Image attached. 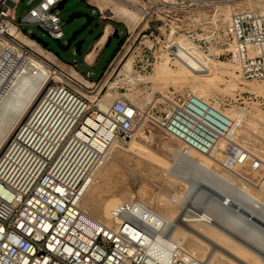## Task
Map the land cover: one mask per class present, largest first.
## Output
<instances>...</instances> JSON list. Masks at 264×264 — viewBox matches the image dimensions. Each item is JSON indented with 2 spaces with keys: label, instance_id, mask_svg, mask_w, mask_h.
<instances>
[{
  "label": "built area",
  "instance_id": "2783aa9c",
  "mask_svg": "<svg viewBox=\"0 0 264 264\" xmlns=\"http://www.w3.org/2000/svg\"><path fill=\"white\" fill-rule=\"evenodd\" d=\"M19 1L0 0V37L7 36L21 48L18 55L9 46H0L4 86L11 72L25 63L24 56L33 53L10 33L11 24L19 29L24 23L37 24L55 39L64 35L58 9L61 0L35 4L29 0L30 7L17 20ZM163 1L166 9L173 10L185 0ZM93 6L94 12L101 11L97 4ZM143 30V36L153 33L140 29L138 35ZM223 35L226 52L237 62L241 75L264 79V8L233 11ZM50 68L63 78L50 79L11 133L1 155L0 264H204L199 255L172 236L161 235L166 248H159L163 223L140 200L112 206L109 222L82 209L83 196L97 170L115 147L131 137L145 111L122 97L101 108L103 87L88 86L57 65ZM80 89L96 93L95 98ZM155 120L180 139L179 150L184 156L192 151L211 155L231 124L224 111L192 92L168 99L163 115ZM224 150L221 164L226 168L248 161L251 169L264 170L261 157L250 155L243 145L228 144ZM195 191L190 190L189 207L210 211L212 196H198Z\"/></svg>",
  "mask_w": 264,
  "mask_h": 264
},
{
  "label": "rangeland",
  "instance_id": "374dc122",
  "mask_svg": "<svg viewBox=\"0 0 264 264\" xmlns=\"http://www.w3.org/2000/svg\"><path fill=\"white\" fill-rule=\"evenodd\" d=\"M32 1V4H35L39 0ZM178 1L180 2V0ZM190 1H193V3ZM247 1L185 0L182 5H177V8L168 10L162 5L164 4L163 0H66L64 6L59 9L64 32L62 38L55 39L51 37L37 24H23L20 30L28 38L34 39L30 33H36L44 41L49 42L48 47H45L36 39H34L36 41L35 44H25L31 48L33 53L30 54L36 55L50 66L54 65L50 60L52 55L45 49L50 50L51 48L60 57L68 62H72L73 58L80 59L89 50L95 38L97 39L101 35L106 25H109L110 35L114 27H117L119 31H123L120 32L122 42L118 45V38L111 35L109 43L101 54L100 60L102 65L113 54L116 57L107 72L101 73L98 77L102 78V82H106V86L101 90L99 95L101 96L100 101L103 104H109L112 99L122 97L138 106H143L145 118L134 129L129 139L113 149L111 152L112 158L108 159L97 170L94 181L88 187L82 199L81 205L84 206L86 211H89L86 208L87 203L103 202L110 198L119 199V202L139 199L146 204L153 205L155 198L161 194V190L165 189L168 183L175 181L177 185L174 188L184 197L180 204V207L184 208L187 204L190 206L188 201L191 183L199 176H205L209 179L210 185L213 184L211 186L214 187V191H211L210 188H204V190L214 194V204L216 206L214 211H216V215L221 216L219 217L220 219L224 218V221L230 216L227 214H231L233 202H238L245 197L243 195L245 194L244 190H250L252 194L264 199V180L262 179V189L256 186L264 175V170L251 169L249 163L236 166V170L235 168H226L221 164L222 160H220L223 159L225 152L219 153L215 150V157L219 158V161L210 156L214 160L210 161L211 165L213 167L218 166L216 168L219 171L229 174L230 177L232 176V179L226 180L220 174L214 172V170L200 164L201 160L199 158L201 155L199 152L192 151L189 156H183L181 153L176 154L174 150L180 148L182 145L181 141L167 133L155 120V118L158 119L163 115L168 99L174 95H178L179 97V95L192 92L224 111L231 118L229 132L237 130L236 140L248 149H252L253 153L255 151L254 154L257 153L256 155L264 158V91L258 94L251 89L256 83L264 88V79H246L242 76L236 81L231 79L229 73L232 70L231 65L235 66V68L233 67L234 70H237L239 73L240 71L237 62L226 52L228 44L225 43L223 35V27L230 16L228 13L231 14L232 11L242 10L243 5V9L264 8V0L256 2L255 0H249L250 5H248ZM95 2L108 6V8L101 11L97 9L94 12L93 4ZM260 2H263V4ZM30 5L29 0L19 1L15 13L17 20L21 18ZM122 7L135 12V17L130 18L122 13L116 14L114 9L118 10ZM146 11H149L150 14H147ZM140 29H149L148 33L153 30V33L149 37L143 36V30L138 35ZM81 39H84L81 52L76 53L75 43ZM177 40L184 43H190L191 41L197 49L199 48L208 53L213 62L218 63V60L226 62L222 63L224 65L221 69H218L222 71H218L215 76L209 77L201 86H194L195 81L192 83L191 81L184 82V80L182 82L179 80L178 82V79L174 80L170 78L166 79L167 81L158 79L155 76V69L159 64L165 63L167 68H171L170 70L174 73L179 70V61H176L170 50L172 43L177 42ZM121 44H123L122 47ZM223 52L224 54H222ZM126 62H130L131 65V71L129 70L130 72L128 73H125L124 68ZM150 62L151 64H149ZM62 66L66 71H69L71 68L67 65ZM77 69L81 70L85 75L88 67L83 64L80 68L77 67ZM199 74H203V72ZM88 78L86 77V79ZM93 79L94 77L90 78L89 81ZM107 86H109V89H107ZM101 87L102 85L93 86L96 89H100ZM81 92L84 93L83 90ZM87 97L89 96L87 95ZM89 98L92 99L93 97ZM4 148L1 150L0 155H2ZM147 169L150 171L148 172ZM180 171L187 172V175H185L187 176L185 177L186 181L180 182L176 179V173ZM238 175L247 177L252 183L249 182L250 180H247V183L243 182L244 184H241L238 181L239 179H233ZM212 180L213 182H217V184L211 183ZM149 186H151L150 189ZM228 191H230L233 200L231 199V202H226L225 200L223 206L226 207L219 208L220 205L216 196L220 195L219 192H222L221 195H224ZM241 195L243 197L239 199L238 197ZM229 203L230 206H228ZM243 204H241L240 210H247L249 206L246 203ZM245 205L248 207L246 208ZM173 206V203L168 205V207ZM223 206L221 205V207ZM250 207L248 210L252 209L254 210L252 212L264 215V205L261 207L263 209L254 206ZM228 210L230 211L228 212ZM235 212L233 211V214ZM93 217L98 218L96 215H93ZM99 219L103 221L109 220V214L102 215ZM183 245L189 251H191L192 247H195V253L200 257L204 255L205 246L199 242L193 240L188 243L183 242ZM222 264H228V261L225 260Z\"/></svg>",
  "mask_w": 264,
  "mask_h": 264
},
{
  "label": "bare ground",
  "instance_id": "6f19581e",
  "mask_svg": "<svg viewBox=\"0 0 264 264\" xmlns=\"http://www.w3.org/2000/svg\"><path fill=\"white\" fill-rule=\"evenodd\" d=\"M197 1H205V0H197ZM217 1H231V0H217ZM256 1H261V0H255V2ZM247 2H248V5L251 4V3L249 4V0ZM204 3L206 4V2ZM95 4H97L101 8V10H106L108 8V6H105L98 2H95ZM261 4H263V2ZM243 8H244V5H243ZM114 11H116V14L122 13L125 16H129L130 18H134L136 15L135 12H132L125 7L119 8L118 10L114 9ZM228 15L230 14L228 13ZM9 31L14 37H16L19 41L23 43H27V44L36 43L34 39L28 38L27 35L23 34L22 31L14 24L10 25ZM109 32H110L109 25H106L101 35L98 37L96 41V45L102 44ZM179 40H177V42H173L170 48V50L174 53L176 57V61H179V63L176 62L179 64V70L176 73H174L172 72V70H170L171 68L170 69L167 68V65H165V63L159 64L156 66V69H155V76L158 79H164L165 81L166 79L170 78L174 80L178 79V82L179 80H181V82L182 80H184V82L191 81L192 83L195 81L194 86H201L205 83V81L209 77L215 76V74H217L218 71H222L218 69H221L224 65L222 63H226V62H224L223 60H218V63L213 62L212 58L209 56L208 53L204 52L203 50H200L199 48L197 49V47L191 41L190 43H184L183 41L178 42ZM1 41H2V44L0 46L2 45L9 46L15 52H18L17 53L18 55L21 54L20 46H18L15 42H13L7 36H1ZM46 51L50 53L48 50ZM93 54H94L93 51L88 52L87 54L88 58H92ZM24 58H25V63L22 66L18 67L16 70L11 72V76L5 82L6 83L5 86H4L5 73L3 74V76L0 77V152L6 145V142L9 139L11 133L15 130V128L22 121V119L30 111L34 102L39 97L40 93L42 92L46 84L50 81V79L53 78V79L58 80V79L63 78V76L60 73H54V71H52L50 66L47 63H45L42 59L38 58L36 55L27 54L26 56H24ZM166 63H167V60H166ZM233 67L235 68V66L231 65L232 70H230L231 72L229 73H230L231 79H234V81H236L242 75L237 70H234ZM124 68L126 71L125 73L130 72L131 71L130 62H126L124 64ZM69 72L72 73L80 81H83L88 86L91 85V83L86 78H84L77 70L70 68ZM201 72H203V74H199ZM240 89L242 88L240 87ZM251 89L257 92L258 94L264 91L263 86L257 85V83L256 85L252 86ZM83 92L87 94L89 97H93L92 99H94L96 96V93L94 92H87L84 90ZM153 101L151 102L153 103ZM134 105L140 110L142 109L143 111H145V109H143V106H138L136 104ZM107 106H108L107 103L103 104L100 101L101 108H107ZM88 120L89 122H92V123L94 122L93 117H90ZM142 121H140L136 125V127L139 124H141ZM236 131L237 130L229 132V128H228V132L217 140L216 144L214 145L212 149L211 155H205V154L200 153L201 155V157L199 158L201 160L200 164L202 166H205V167H208L209 169L214 170V172L220 174L226 180H229V178L232 179V176L230 177L229 174L219 171L217 169L218 166H216L217 168L215 166L213 167L211 165V162L214 160H212L210 156H212L216 161H219V158L215 157V152H214L215 150L220 153L222 151L225 152L224 149L228 147V144L243 145L242 143H239L236 140V136H237ZM243 146L246 147L245 145ZM251 150L248 149V152H250V155L253 156L257 154V153L254 154L255 151L253 153L252 152L253 150L252 151ZM174 151L176 154L180 153L179 149H176ZM111 158H112V153H110L108 159H111ZM1 159H2V156L0 155V160ZM261 159L264 162V158L261 157ZM246 163H248V161H246ZM165 167L167 168V166ZM255 170H258V169H255ZM186 173L181 172V171L177 172L175 177L180 182H183V180H185V177H187L185 176L187 175ZM233 179H239L238 181L241 182V184L243 182H246L247 180H250L243 175H238L236 176V178H233ZM262 179L264 180V175L261 177L259 183L256 184V186H258L259 189L263 188ZM249 182L252 183L251 180ZM211 183L217 184V182H213V180L211 181ZM191 184L193 186V187L191 186V189L195 188L196 189L195 192L198 195H201V194L206 195L207 193H209V195L212 196L210 211L207 209L196 210L194 208L189 207L188 204L187 205L184 204L185 205L184 208H181L180 204L183 201L184 197L182 196L181 193H179L174 188V186L177 185L176 181L168 183L166 187L164 185L165 189H162L163 191L161 190V194L157 198H155L153 205L146 204L145 202L140 200V202H142L144 205L149 206L151 210L153 211V213L151 212V214H154V216L163 223V227H161L159 231V238L157 239L158 247L161 249L166 248V243L161 237V235L166 234V235L172 236L178 241H181L182 243L183 242L188 243L194 240L196 242L203 244L205 246V252L201 258L203 259L204 264H222L223 262H225V260L228 261V264H264V215H261L262 213L256 214L257 212L256 213L252 212L254 211L252 209L248 210L249 208H251L250 206L260 207V208L263 207L264 199L255 194H252L250 190H244L245 194L243 195L245 197L241 195L238 197L239 199L243 197L242 199H240V201L238 202L232 201L234 204V205L232 204L233 205V207L231 208L232 211L228 210V212L230 211L231 214H227L230 216H228V218H226L227 220L224 221L223 220L224 218L220 219L219 217L221 216L216 215V211H214L216 207L214 204V197H215L214 194H212V192L204 190V188H210L211 191H214L213 190L214 187L211 186L213 184L210 185L209 179L206 178L205 176H199V177H196L194 182H192ZM245 186H242V187L246 188ZM164 187L162 186V188ZM150 188L151 186H149V189ZM217 189L219 188L217 187ZM217 189L216 191L218 192ZM219 193L220 195L217 194L218 196H216L218 198V202L220 205L219 208H225L226 206L225 207L223 206L225 203V200L226 202L230 201L231 199L233 200L232 195L230 191L226 192L224 195H221L222 192H219ZM234 200H237V199H234ZM118 202H119V199H115V198L106 199L103 202H89L86 205V208L89 211H86L83 205H82V209L89 216L93 217V215H96L98 217L97 219H99L102 215H108L112 208L111 206H114ZM170 203H173L174 206L168 207ZM243 203L244 204L246 203V205L249 206V208H247L248 206L245 205L247 210L246 209L240 210L241 204ZM221 205L223 207H221ZM228 206H230V203L228 204ZM233 211H236V212L233 214ZM106 221L109 222V220H106ZM195 249H196L195 247H192L190 249L191 250L190 252L196 254Z\"/></svg>",
  "mask_w": 264,
  "mask_h": 264
},
{
  "label": "crops",
  "instance_id": "0c3cea01",
  "mask_svg": "<svg viewBox=\"0 0 264 264\" xmlns=\"http://www.w3.org/2000/svg\"><path fill=\"white\" fill-rule=\"evenodd\" d=\"M110 36L111 35L108 33L104 42L100 45H96V41L98 38L97 39L95 38V40L91 44L89 50L80 59L79 58H73L72 62H68L64 58L60 57L58 54L53 52L52 50H48L52 54V57L50 60L54 65H57L59 67L64 68L62 65H65V66L67 65V66L77 70L84 78L89 77L87 79L88 81L90 78L94 77V79L92 81H89V82L91 84H95V85H102V87L104 88L106 86V82H102V78H98V77L101 73L107 72V70L112 65V63L114 62L115 57H116L113 54L106 63H104L103 65L101 64V60H100L101 54H102L104 48L106 47V45L109 43ZM90 51H93V53H94L92 58H88V56H87L88 52H90ZM74 59L76 60L75 63H74ZM83 64L88 67V70L86 71L85 75L82 73L81 70L77 69V67L80 68L81 65H83ZM87 72H89L88 76H87ZM107 89H109V86H107Z\"/></svg>",
  "mask_w": 264,
  "mask_h": 264
},
{
  "label": "water",
  "instance_id": "95a60500",
  "mask_svg": "<svg viewBox=\"0 0 264 264\" xmlns=\"http://www.w3.org/2000/svg\"><path fill=\"white\" fill-rule=\"evenodd\" d=\"M66 0H61L58 4V9L62 8L65 4ZM31 36L36 39L37 41H39L40 43H42L45 47H48L49 42L48 41H44L43 38L41 36H38L36 33H30ZM113 37L118 38V45L122 42V38L121 35L119 33V30L117 27H114L113 32L111 34ZM84 42V39H81L79 41H77L75 43V52L76 53H80L81 52V46L82 43Z\"/></svg>",
  "mask_w": 264,
  "mask_h": 264
},
{
  "label": "trees",
  "instance_id": "16d2710c",
  "mask_svg": "<svg viewBox=\"0 0 264 264\" xmlns=\"http://www.w3.org/2000/svg\"><path fill=\"white\" fill-rule=\"evenodd\" d=\"M110 39H111V36H110ZM50 50H51V48H50Z\"/></svg>",
  "mask_w": 264,
  "mask_h": 264
}]
</instances>
